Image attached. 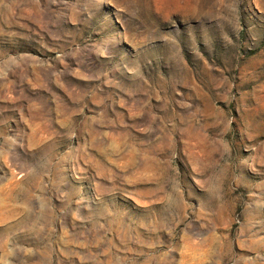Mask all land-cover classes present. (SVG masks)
Wrapping results in <instances>:
<instances>
[{"label": "rangeland", "instance_id": "1", "mask_svg": "<svg viewBox=\"0 0 264 264\" xmlns=\"http://www.w3.org/2000/svg\"><path fill=\"white\" fill-rule=\"evenodd\" d=\"M0 264H264V0H0Z\"/></svg>", "mask_w": 264, "mask_h": 264}]
</instances>
